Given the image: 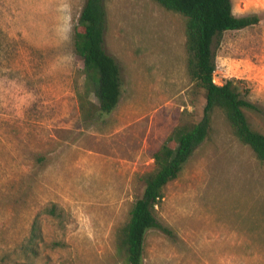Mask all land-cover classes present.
Here are the masks:
<instances>
[{
	"label": "rangeland",
	"instance_id": "1",
	"mask_svg": "<svg viewBox=\"0 0 264 264\" xmlns=\"http://www.w3.org/2000/svg\"><path fill=\"white\" fill-rule=\"evenodd\" d=\"M83 1L0 0V264H125L116 233L142 192L140 173L202 114L203 91L185 72L183 16L153 0H103V49L121 91L99 115L72 48ZM230 1L234 15L258 21L213 42L212 81L248 90L258 110L244 114L264 134V0ZM50 204L60 220L43 212ZM154 215L170 234L145 232L142 264H264V160L219 110ZM35 216L42 243L25 258L18 246Z\"/></svg>",
	"mask_w": 264,
	"mask_h": 264
},
{
	"label": "trees",
	"instance_id": "2",
	"mask_svg": "<svg viewBox=\"0 0 264 264\" xmlns=\"http://www.w3.org/2000/svg\"><path fill=\"white\" fill-rule=\"evenodd\" d=\"M153 1L184 18L185 72L189 81L203 91L204 104L200 119L164 139L151 154V168L139 175L142 192L132 203L127 220L116 233V249L121 251L125 264H142L143 239L148 229L170 234V230L155 218V207L163 198L164 185L179 174L193 149L206 137L214 110L223 114L238 141L248 146L258 160H264V134L252 129L244 114V109L258 110L245 98L248 90L245 88L240 92L232 79L221 84L212 81L213 42L218 41L223 31L255 24L258 16L255 13L234 15L230 0ZM104 29L103 0H84L73 28L72 48L81 60L90 91L97 99L99 115L113 110L121 91L119 68L103 49ZM43 212L57 220L62 216V209L55 204L45 207ZM39 243H42V236L35 216L18 250L25 258L36 255ZM60 245L57 240L51 241L53 247Z\"/></svg>",
	"mask_w": 264,
	"mask_h": 264
}]
</instances>
